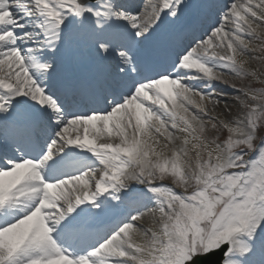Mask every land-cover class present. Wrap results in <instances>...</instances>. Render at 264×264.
<instances>
[{"label":"snow or ice","instance_id":"snow-or-ice-1","mask_svg":"<svg viewBox=\"0 0 264 264\" xmlns=\"http://www.w3.org/2000/svg\"><path fill=\"white\" fill-rule=\"evenodd\" d=\"M0 264H264V0H0Z\"/></svg>","mask_w":264,"mask_h":264}]
</instances>
